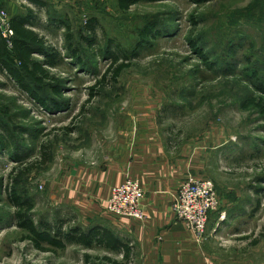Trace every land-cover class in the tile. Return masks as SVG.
Returning a JSON list of instances; mask_svg holds the SVG:
<instances>
[{"label": "rangeland", "instance_id": "rangeland-1", "mask_svg": "<svg viewBox=\"0 0 264 264\" xmlns=\"http://www.w3.org/2000/svg\"><path fill=\"white\" fill-rule=\"evenodd\" d=\"M4 1L8 21L31 16L57 66L45 68L42 89L26 79L37 99L0 73V264L76 259L71 250L38 253L10 227L12 182L34 204L33 222L45 214L54 224L50 199L62 182L158 141L190 157V176L214 184L219 206L206 232L214 215L236 218L239 260L264 264V117L248 104L264 100V0H138L127 11L119 0ZM91 18L99 26L86 44ZM115 62L127 68L98 93Z\"/></svg>", "mask_w": 264, "mask_h": 264}, {"label": "crops", "instance_id": "crops-1", "mask_svg": "<svg viewBox=\"0 0 264 264\" xmlns=\"http://www.w3.org/2000/svg\"><path fill=\"white\" fill-rule=\"evenodd\" d=\"M5 3L10 6L9 0ZM168 145L158 141L123 149L116 153V160L62 182L50 199L56 209L55 223L44 214L35 224L48 222L57 227L63 223L64 232L75 228L73 237L83 235L89 242L87 247L71 242L63 250L46 252L29 243L41 254L71 250L76 256L74 264H249L239 260L233 247L239 228L233 225L236 218L230 223L227 217L223 222V215H214L209 221L210 231L201 241L185 224L175 222L171 205L191 174V160L181 151L174 155ZM128 179L137 181L145 194V218L141 222L118 219L105 211L111 188ZM223 241L231 245L222 246Z\"/></svg>", "mask_w": 264, "mask_h": 264}, {"label": "trees", "instance_id": "trees-1", "mask_svg": "<svg viewBox=\"0 0 264 264\" xmlns=\"http://www.w3.org/2000/svg\"><path fill=\"white\" fill-rule=\"evenodd\" d=\"M161 1V0H150ZM30 4L35 7H43L37 0H29ZM138 0H119L118 6L121 10L127 11ZM31 16H16L9 20L10 29L13 32L11 38V49L8 48L5 39L0 37V73L8 74L18 86L21 87L29 95L38 98L33 89H30L26 84V79L34 84V88L39 89L44 87V80H48L49 76L45 68L54 69L57 66V56L52 50H46L43 39L32 30L35 27ZM98 23L95 18L86 21L83 28L90 38L82 36L86 44H91L96 36ZM150 33L153 31L148 28ZM149 34V33H148ZM76 52V51H74ZM34 55L41 56L43 62L33 59ZM115 62L113 66L108 68L98 83L102 89V85L109 83H116L120 74L127 68L125 64H118ZM259 91L264 96V87H259ZM98 93L91 95V98L98 96ZM40 103H42L40 101ZM249 105L254 106L259 113L264 117V100L253 99L248 102ZM41 165L47 163L48 156L43 153ZM6 202L12 208L13 213L11 217L12 226L25 234L26 240H29L36 250L50 252L51 249L63 250L66 244L75 242L80 246L87 247L89 242L86 241L83 235L76 236L74 234L77 229L69 228L67 231H62L63 223L53 227L51 224L39 223L35 224L32 220L31 213L34 210L33 204L25 197H21L16 189V183L12 182L6 189ZM1 224V222H0ZM44 244L45 247H42ZM257 244V241L252 243ZM46 248V249H45Z\"/></svg>", "mask_w": 264, "mask_h": 264}, {"label": "built area", "instance_id": "built-area-1", "mask_svg": "<svg viewBox=\"0 0 264 264\" xmlns=\"http://www.w3.org/2000/svg\"><path fill=\"white\" fill-rule=\"evenodd\" d=\"M0 31L3 38L11 40L13 35L4 12H0ZM144 191L135 180H126L110 190L106 213L118 219L143 221L145 218ZM219 200L212 181L187 176L180 185L171 205L175 222L186 225L197 241L206 234L210 215L217 210Z\"/></svg>", "mask_w": 264, "mask_h": 264}]
</instances>
